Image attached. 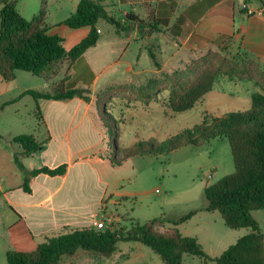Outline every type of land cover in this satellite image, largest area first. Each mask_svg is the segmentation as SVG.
<instances>
[{
	"label": "rangeland",
	"instance_id": "rangeland-1",
	"mask_svg": "<svg viewBox=\"0 0 264 264\" xmlns=\"http://www.w3.org/2000/svg\"><path fill=\"white\" fill-rule=\"evenodd\" d=\"M65 1L44 0L48 23L59 22L69 14ZM16 7L22 12L24 8H34V12H38L41 5L40 0H17ZM107 10L111 12L112 8L108 7ZM117 17L118 15H114L115 19ZM98 27L101 40L97 50L100 49L99 53L103 58L100 64L94 66L99 78L91 87L94 91L91 98L95 101L98 96L99 106L108 113L103 121L112 130L110 133L116 145V150L113 151L110 146L112 136L108 135L107 128H103L99 122L103 129V146L99 157L111 159L117 149L122 152L124 148L132 146L141 151L149 148L148 145L140 146L141 143L166 145V141L180 131L192 130L200 122L203 113L222 116L230 112H244L250 108L249 93L245 88H233L231 80L220 77L214 82L212 90L191 109L172 112L167 105L170 88L167 78L184 70L193 59L207 52L200 55L184 52L176 57H169L171 48L164 45V38L159 37V33L156 34L158 41L151 38L144 41L139 39V34L136 38L132 31L116 34L114 27L105 22H100ZM66 31L74 33L72 30ZM63 36V47L69 50L73 38ZM157 44L160 48H157ZM149 50L155 55L158 68L152 64ZM223 56L231 57L226 54ZM108 62L111 66L104 69ZM127 66L131 67L130 71L126 70ZM262 77L259 79L264 81V76ZM57 80V77H36L18 71L15 81L0 80V99L16 98L25 90L48 92L50 83ZM34 110L32 98L23 96L2 113L1 122L5 123V127L9 122L10 127L4 129L0 126V134H30V126L34 121L36 124L38 122ZM49 155L47 153L45 157ZM82 164L85 168L81 185L83 193L90 197L93 192V177L99 178L101 183L96 187L98 195L105 191V214L111 220L118 217L119 226L123 229L130 228L132 221L144 223L163 215L175 219L194 210V216L181 226L180 233L198 240L211 258L206 264H215L214 258L248 232L246 229L230 230L217 212L204 211V188L233 172L230 149L224 138H214L200 147L185 145L158 156H133L115 168L110 167L107 160L98 161L91 157L84 159ZM26 165L28 168L37 167L38 159L29 158ZM96 199L97 197L92 201L95 202ZM86 210H89V205ZM252 216L260 226L264 242V209L253 211ZM6 218L7 215L0 210V264H6V251L31 252L38 242L28 235L21 224L8 229L5 225ZM135 247H141L145 254L137 256ZM91 255L88 254L89 261L84 264L163 263L149 248L136 242L117 243L115 255L109 259L99 256L94 258ZM181 264L202 263L196 256L184 254Z\"/></svg>",
	"mask_w": 264,
	"mask_h": 264
},
{
	"label": "trees",
	"instance_id": "trees-1",
	"mask_svg": "<svg viewBox=\"0 0 264 264\" xmlns=\"http://www.w3.org/2000/svg\"><path fill=\"white\" fill-rule=\"evenodd\" d=\"M17 0H0V77L9 82L14 79L15 71L30 73L36 77H43L51 73L55 65L67 61L71 66L87 49L93 47L99 33L96 25L103 21L114 27L116 34L137 29L141 39L146 31L159 33L160 27L165 26L167 17L173 10V5H164L159 9L158 19L149 22L138 19L128 13L123 22L115 19L107 8L99 1L79 0L74 13L62 20L59 25L69 29L88 27V34L69 50L62 46L63 39L47 33L45 24V3L36 15L26 20L16 10ZM264 16V4H262ZM228 39L220 43L215 51H207L202 56L193 59L184 70L177 71L167 78L169 93L167 105L174 113L191 109L202 97L209 93L214 82L225 77L231 81L252 82L259 92L250 96V108L244 112H230L222 116H211L203 113L200 122L192 130L184 129L166 141V145H154L151 142L148 149L139 150L136 146L117 149L108 161L112 168L119 167L130 157L141 155L158 156L176 150L185 145L200 147L203 143L214 138L227 140L233 172L222 177L217 182L206 186L203 190L206 206L204 211L217 212L224 225L230 230L246 229L248 232L228 246L218 257L215 264H264L263 234L252 212L264 209V70L251 59L240 55L230 58L223 56ZM149 57L155 68L159 67L155 55L149 50ZM252 68V69H250ZM66 75L56 83L50 91L25 90L15 99L4 105L17 102L23 96H30L34 102L35 116L41 122L39 100H67L79 98L84 102L91 100L89 88H66ZM99 97L95 99L97 115L103 128H107L108 135L112 131L104 125L103 117L108 113L99 106ZM110 146L116 150L113 135ZM13 143L21 148V157L42 150L44 143L37 141L32 134H20L12 138ZM122 153V154H121ZM14 163L24 175L22 189L29 192L30 178L38 174L48 176L63 175L66 165L61 164L53 169L48 167L25 170L17 156ZM195 211L175 218L160 216L147 222H133L130 229L124 231L118 228L95 230L93 227H82L61 232L46 237L31 252L10 250L5 252L6 264H59L62 259L74 255L81 250L96 254L100 258H110L116 252V245L120 242H137L149 248L164 264H181L182 256L189 254L196 256L202 264L211 258L203 250L196 238L182 236L176 226L189 220ZM164 223L171 227L161 232Z\"/></svg>",
	"mask_w": 264,
	"mask_h": 264
},
{
	"label": "crops",
	"instance_id": "crops-1",
	"mask_svg": "<svg viewBox=\"0 0 264 264\" xmlns=\"http://www.w3.org/2000/svg\"><path fill=\"white\" fill-rule=\"evenodd\" d=\"M42 1L44 0H40V5ZM94 1H99L106 8H112L111 12L107 11L113 17L118 15L116 19L120 22L124 21L128 13L146 22H149L151 18H161L163 14L159 16V9L164 10L166 8L164 5L172 4L173 10L167 17V23L165 26L160 27L159 32V37L164 38V45L171 48L169 57H176L184 52L200 55L208 50L217 49L219 43L228 39L223 54L231 57L242 55L246 59L256 62L264 70V16L262 10L264 0ZM78 2L79 0L65 1L69 7V14L65 17L74 13ZM15 8L26 20L31 19L38 13L34 12V8L32 10L24 8L22 12L16 7V4ZM160 13L162 12L160 11ZM46 16L47 33L50 35L56 34L62 39L63 35L71 36L73 38L72 46L89 32L88 27L69 29L61 26L59 23L62 20L48 23ZM64 18L62 19L64 20ZM100 22L103 21H99L96 25L99 39L93 47L87 49L71 66H68L67 61H61L55 65L50 74L45 75L50 78L57 77L58 79L50 83V90L66 75L67 79L64 83L66 88H89L91 93L94 92L91 87L95 85L99 78V74H95L94 66L100 64L103 58L99 53L100 49L97 50L101 40L98 27ZM66 30H72L74 33H67ZM145 31L142 40L145 41L151 38L155 42L158 41L157 33L149 32V30ZM132 33L136 38L138 37L136 28L132 30ZM156 46L160 48L159 44ZM65 50L68 49L65 48ZM109 66H111L110 62L105 64L104 69ZM126 70L130 71L131 67L127 66ZM17 74L18 71H15L12 81L16 80ZM0 80H2L1 77ZM231 82H233V88H245L249 93V99L252 94L260 91L252 82ZM13 99L15 98L0 99V126L4 129L9 128L10 125L7 122L5 127V123L1 122L2 113L18 101L8 105L4 104ZM37 104L40 110L41 122L38 123L36 120V124L34 121V124L30 126L32 129L30 134L34 135L37 141L44 143L42 150L31 154L29 157H21L22 150L20 146L11 141L15 136H11L7 132L0 134V210L5 213V216L7 215L5 221L7 228L10 229L18 224L23 225L28 235L38 241L36 246L42 243L46 237L64 231L82 227L94 228V222L100 216L107 217L105 214L107 201L105 200V191H101L99 195L97 192L96 185L101 183L99 178L93 177V192H91L90 197H86L81 185L85 173L82 164L84 159L91 157L98 161H108V158L98 156L103 146V129L99 124L100 119H97L99 117L93 98L89 102H84L79 98L39 100ZM47 153L50 155L45 157ZM15 156L19 158L27 171L40 167L53 169L61 164L66 165V170L63 175L51 177L46 174H38L30 178L28 182L29 192H25L22 189L24 175L14 163ZM29 158L38 159V166L28 168L26 161ZM96 197V201H92ZM87 205H89V210H86ZM112 221L115 230L121 228L118 217L112 219ZM133 222L135 221L131 222L130 227ZM185 222L176 226L179 233ZM170 227L171 224L164 223L160 227V231L165 232ZM123 230L126 231V229ZM135 251L137 256L145 254L141 247H135ZM88 254H92L91 256L94 258L97 256L93 253L77 251L74 255L62 259L59 264H84L89 261Z\"/></svg>",
	"mask_w": 264,
	"mask_h": 264
},
{
	"label": "built area",
	"instance_id": "built-area-1",
	"mask_svg": "<svg viewBox=\"0 0 264 264\" xmlns=\"http://www.w3.org/2000/svg\"><path fill=\"white\" fill-rule=\"evenodd\" d=\"M94 229L95 230L108 229L110 231H114L115 226L113 225V221L110 218L100 216L99 219L96 222H94Z\"/></svg>",
	"mask_w": 264,
	"mask_h": 264
}]
</instances>
